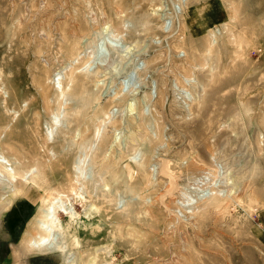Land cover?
<instances>
[{
    "label": "rangeland",
    "instance_id": "1",
    "mask_svg": "<svg viewBox=\"0 0 264 264\" xmlns=\"http://www.w3.org/2000/svg\"><path fill=\"white\" fill-rule=\"evenodd\" d=\"M118 4L0 0V264L53 193L19 264H264V0Z\"/></svg>",
    "mask_w": 264,
    "mask_h": 264
},
{
    "label": "bare ground",
    "instance_id": "2",
    "mask_svg": "<svg viewBox=\"0 0 264 264\" xmlns=\"http://www.w3.org/2000/svg\"><path fill=\"white\" fill-rule=\"evenodd\" d=\"M124 1L125 0H120V4H118V9L120 8H124ZM186 0H182V4H184ZM72 6V5H71ZM200 7H204V10L208 9L209 6L208 5H202ZM203 10V11H204ZM176 13L180 14L182 13V6L178 5L176 7ZM193 13L192 11L188 13V17H187V22L189 24V28L190 30L195 34L198 33L200 31V29L197 27V24L194 21V17L192 16ZM178 18V17H177ZM94 24V23H93ZM130 24V23H129ZM132 28V27H131ZM206 30V29H205ZM204 30V31H205ZM176 33V32H175ZM213 42V41H212ZM47 64V63H46ZM42 93V92H41ZM43 95V94H42ZM162 97H159V99ZM163 100V99H162ZM161 103L162 101L159 100ZM164 101V100H163ZM194 101V100H193ZM196 103V102H195ZM78 134V133H77ZM8 148L10 149V151L12 153H14L15 156H19L20 153L18 152V150H16L15 148H12V146H8ZM63 151L64 149H62L61 151V155L63 156ZM3 160V159H2ZM4 162V161H3ZM6 163V161L4 162ZM8 167V165H6ZM5 170L7 172H9L10 177L12 179H14L16 177V175H18V173L16 171H14L12 168H5ZM158 171V169H157ZM34 172V171H33ZM38 174L31 179V182H33V184H38V182L40 181V175L39 172H37ZM27 179V178H26ZM32 184V183H31ZM71 186H74L73 184ZM75 189V188H73ZM44 194V193H43ZM231 194V193H230ZM228 194V195H230ZM55 195V196H54ZM232 195V194H231ZM59 195L57 194H49L47 195L43 201H42V205L40 207V212L37 215V217H35L33 219V222L30 224L29 229L27 230L25 237L23 239V241L21 242V244L17 247H14V251L12 253L13 256V260L16 262L15 264H19L21 262V258H22V250L25 249L27 247V251H35V253L37 254H47V253H59V255L65 257V250H66V245L63 244V242L60 239V233H58V230H60L61 228V222L60 219L58 218V208L55 205L54 201H57ZM204 198V199H203ZM216 198V197H215ZM212 199V193H208L206 191L201 192L200 195H197L196 197V201H200V200H204V202L206 204H204V208L209 206V202ZM214 199V198H213ZM194 202V200H193ZM191 204V203H189ZM219 204V203H218ZM9 205V203L7 204V206ZM130 207V206H129ZM191 207V206H190ZM2 208V207H1ZM132 207H130L131 210ZM127 209V208H126ZM129 210H125L130 212L131 215V211ZM190 209H188L187 211H189ZM193 210V209H192ZM200 210V209H199ZM126 212V214L128 213ZM186 212V211H185ZM184 212V213H185ZM64 213L68 216L69 221H75L77 214L73 209H68L66 212L64 211ZM188 213V212H187ZM186 213V214H187ZM178 216V214H177ZM183 217V215H182ZM188 217V215H187ZM190 217V214H189ZM192 218V217H191ZM189 219V218H188ZM186 219V220H188ZM192 220V219H191ZM185 221V219H184ZM189 221V220H188ZM194 222V221H191ZM190 222V223H191ZM169 225H171L169 223ZM184 225V224H183ZM188 225V224H187ZM170 227V226H169ZM184 227V226H183ZM117 228V227H116ZM193 228V227H192ZM177 229V228H176ZM168 230V229H167ZM179 230V229H178ZM117 234V233H116ZM186 242V241H185ZM181 243V242H180ZM135 244V242L133 243ZM188 244V242H187ZM136 245V244H135ZM184 245V244H182ZM181 245V246H182ZM185 246V245H184ZM185 248V247H182ZM190 248V247H189ZM101 249V248H100ZM187 250V249H186ZM163 252V251H162ZM188 252V251H187ZM171 253V251H170ZM174 252H172L173 255ZM177 253V252H176ZM175 254V253H174ZM157 255H159V253H157ZM161 255V254H160ZM176 255V254H175ZM173 255V256H175ZM181 255V254H180ZM179 255V256H180ZM172 256V257H173ZM176 257V256H175ZM181 257V256H180ZM177 258V257H176ZM179 258V257H178ZM151 259V258H150ZM172 259V258H171ZM184 259V258H182ZM66 264H68V262H70V259H66ZM174 260V258H173ZM171 260V262L173 261ZM177 261V259H176ZM181 261V260H180ZM179 261V262H180ZM165 262V261H164ZM170 262V261H168ZM176 263V262H175ZM174 263V264H175ZM153 264H155L153 262ZM181 264V263H180ZM183 264V263H182Z\"/></svg>",
    "mask_w": 264,
    "mask_h": 264
},
{
    "label": "crops",
    "instance_id": "3",
    "mask_svg": "<svg viewBox=\"0 0 264 264\" xmlns=\"http://www.w3.org/2000/svg\"><path fill=\"white\" fill-rule=\"evenodd\" d=\"M203 10L204 7H199L198 11L193 12L192 16L194 17V21L197 24V27L200 29V31L195 34H200L204 32L205 29L207 31L212 24V20H214V18L218 14L216 12L217 11L216 8L213 7L212 5H210L208 9L204 11Z\"/></svg>",
    "mask_w": 264,
    "mask_h": 264
},
{
    "label": "water",
    "instance_id": "4",
    "mask_svg": "<svg viewBox=\"0 0 264 264\" xmlns=\"http://www.w3.org/2000/svg\"><path fill=\"white\" fill-rule=\"evenodd\" d=\"M164 164H165V161H163L162 168H161V172H162V174H163V172H164Z\"/></svg>",
    "mask_w": 264,
    "mask_h": 264
}]
</instances>
